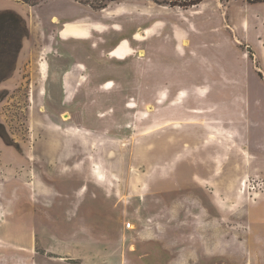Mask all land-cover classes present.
I'll return each mask as SVG.
<instances>
[{
	"label": "rangeland",
	"instance_id": "1",
	"mask_svg": "<svg viewBox=\"0 0 264 264\" xmlns=\"http://www.w3.org/2000/svg\"><path fill=\"white\" fill-rule=\"evenodd\" d=\"M239 5L0 0V264H264Z\"/></svg>",
	"mask_w": 264,
	"mask_h": 264
},
{
	"label": "crops",
	"instance_id": "2",
	"mask_svg": "<svg viewBox=\"0 0 264 264\" xmlns=\"http://www.w3.org/2000/svg\"><path fill=\"white\" fill-rule=\"evenodd\" d=\"M240 1H241V5H239V9H241V12L245 14V18L247 22H243V23L245 24L247 23V28H248V24L250 26L251 18H249V16L250 14H252V19H253L251 21V23H253L252 35L253 37H255V39L251 40L250 43L255 49L259 60L261 62H264V1L259 2L257 4H248L244 2V0H240ZM231 6L233 7V12L235 13L236 11L235 3L231 4ZM242 13H241V17H242ZM261 65H262L261 69H263L264 68L263 63H261ZM262 71H264V69ZM259 81L264 82V79L260 78ZM251 91H254V89L247 90V97L249 101L251 99ZM256 103L258 102L254 101V104ZM259 105L260 106L258 108L255 107L253 111H252L251 105H249L248 130H249V138H250V133H253V136L255 138H258V140H260L259 142H261L262 140L261 137L264 139V101L260 100ZM255 147H257V144H255ZM260 147L264 149V142L260 145ZM263 157H264V154H263Z\"/></svg>",
	"mask_w": 264,
	"mask_h": 264
},
{
	"label": "trees",
	"instance_id": "3",
	"mask_svg": "<svg viewBox=\"0 0 264 264\" xmlns=\"http://www.w3.org/2000/svg\"><path fill=\"white\" fill-rule=\"evenodd\" d=\"M0 16H5V15H0ZM15 20V22H16V19H14Z\"/></svg>",
	"mask_w": 264,
	"mask_h": 264
},
{
	"label": "bare ground",
	"instance_id": "4",
	"mask_svg": "<svg viewBox=\"0 0 264 264\" xmlns=\"http://www.w3.org/2000/svg\"><path fill=\"white\" fill-rule=\"evenodd\" d=\"M185 42V41H184ZM140 53L142 54V51H140ZM247 151V150H246Z\"/></svg>",
	"mask_w": 264,
	"mask_h": 264
}]
</instances>
